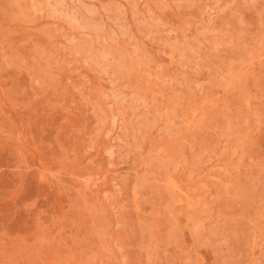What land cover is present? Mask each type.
Returning a JSON list of instances; mask_svg holds the SVG:
<instances>
[{"label": "rangeland", "instance_id": "rangeland-1", "mask_svg": "<svg viewBox=\"0 0 264 264\" xmlns=\"http://www.w3.org/2000/svg\"><path fill=\"white\" fill-rule=\"evenodd\" d=\"M0 264H264V0H0Z\"/></svg>", "mask_w": 264, "mask_h": 264}]
</instances>
